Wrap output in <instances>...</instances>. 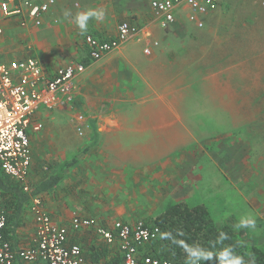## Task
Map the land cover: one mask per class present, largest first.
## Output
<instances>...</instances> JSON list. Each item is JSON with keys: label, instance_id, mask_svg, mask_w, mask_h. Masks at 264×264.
<instances>
[{"label": "rangeland", "instance_id": "rangeland-1", "mask_svg": "<svg viewBox=\"0 0 264 264\" xmlns=\"http://www.w3.org/2000/svg\"><path fill=\"white\" fill-rule=\"evenodd\" d=\"M206 16L203 28L189 19L190 25L180 24L170 41L168 67L161 76L168 82L162 90L169 85L172 91L163 95L154 115H138L136 126L144 136L140 146L101 147L98 139L91 141L93 131L77 137L71 121L78 111L75 101V110L64 109L59 119L67 138H54V146L38 139L33 143L34 170L38 178L49 176L68 166L79 150L93 146L87 164L108 169L94 197L125 209L128 218L116 221L154 225L171 203L204 205L217 223L245 231L250 252L264 248V0H221L216 14ZM24 23L20 19L17 25L25 28ZM17 25L10 27L11 35L4 27L9 42L18 39ZM165 30L171 32L172 26ZM18 45L7 46L1 56L38 59L28 39L20 38ZM38 123L43 130V121ZM74 170H68L67 189L78 184ZM27 184L31 188L34 182ZM245 215L256 219L255 229L235 228Z\"/></svg>", "mask_w": 264, "mask_h": 264}, {"label": "crops", "instance_id": "crops-1", "mask_svg": "<svg viewBox=\"0 0 264 264\" xmlns=\"http://www.w3.org/2000/svg\"><path fill=\"white\" fill-rule=\"evenodd\" d=\"M33 1L42 3L45 0ZM89 8L106 9V19L104 22L91 20L88 31L81 34L74 23L69 22L72 18L65 17L64 13L70 10L74 16L78 11ZM184 9L177 14V23L174 24L175 21L174 25H171L172 31L167 32L155 18L148 0H56L51 11L42 16V26L29 22L25 28H19L17 24L20 17L6 19L0 17V24L3 28L6 27L10 35L13 32L10 27L17 25L14 31H17L18 36L13 43L9 42L5 33L2 34L0 51L5 50L7 46L12 47L14 44L17 46L19 39L25 38L30 41L33 50L39 54L33 56L39 59L47 72H54L72 60L83 63L85 71L75 78L76 108L85 114L90 124L91 131L87 130V134L93 131L91 141L94 138L98 139L101 147L108 144L130 149L140 146L141 140L144 139L142 130L136 126L138 115L141 112L154 115L163 95L170 94L172 91L169 85H164L162 90L163 84L168 82L164 83L161 75L165 67H168L166 60L171 54L169 43L180 31L178 26L190 25L187 18L189 8L185 6ZM211 13L216 14V10ZM207 17L209 16H205V19ZM125 21L137 26L140 30L139 34L103 59L92 60L88 54L85 36L90 34L101 39H113L118 34L119 25ZM187 30L188 28H185V32ZM154 42H158L159 45L153 46ZM146 47H151V54L144 53ZM66 113L61 108L48 110L41 107L37 110L34 121H43L44 129L40 132L32 130L29 132L32 153L33 143L37 139L47 143L48 146H54L50 144L54 138H57L58 142L67 138L63 132V126L59 124V119ZM76 136L80 137L77 133ZM91 141L88 142L89 145L92 144ZM89 147L79 150L78 155L75 156L80 155L76 163L67 164L68 166L65 164L49 175H60L61 181L56 188L40 194L39 198L45 201L43 210L59 225L70 227L71 220L76 214L93 218L98 225L112 229L116 220L128 217L123 207H114L112 202L106 201V197L101 201L94 197L101 191L96 184L98 180L108 178V169L105 167L106 164L102 163L87 164L91 163L94 150L91 151L93 146ZM134 159L138 160L137 152L134 154ZM69 169H75L73 176L78 180L77 186L73 189L66 187L69 184L67 182ZM49 176L38 178L32 156L28 180L34 182L33 186ZM89 182L92 184L91 190L88 187ZM113 192L111 190V194ZM32 209L29 203L17 223L13 220V223H8L5 237L16 250L35 246L37 221ZM100 237L95 227L78 231L70 229L69 242L82 247L86 264H122L123 258L118 242L108 244ZM155 249L153 246L151 252ZM16 264L46 263L24 262L17 258Z\"/></svg>", "mask_w": 264, "mask_h": 264}, {"label": "built area", "instance_id": "built-area-1", "mask_svg": "<svg viewBox=\"0 0 264 264\" xmlns=\"http://www.w3.org/2000/svg\"><path fill=\"white\" fill-rule=\"evenodd\" d=\"M155 18L162 28L170 27L185 6L189 8L188 19L198 28L204 27L200 16L214 12L221 0H148ZM56 0L42 3L33 0H0V17H20L24 24L31 22L42 26V16L50 12ZM57 22V21H55ZM139 28L127 23L118 27L115 38L107 40L86 35L88 54L92 60H101L111 52L139 34ZM4 28L0 25V36ZM154 42L153 46H158ZM151 54V47L144 48ZM85 71V65L71 62L54 72L45 71L38 59H5L0 54V169L23 184L30 191L27 181L32 162L29 131H41L43 125L35 122L37 110H75V78ZM71 121L80 137L87 135L89 124L85 114L74 111ZM33 209L37 221L35 246L16 250L5 237L8 227V211L0 204V264H16L17 258L24 262L43 261L46 264H86L85 255L79 244L69 242L70 229L74 231L95 227L96 232L108 243L118 242L122 253V264H173L172 260L161 259L153 254L141 256L139 246L155 242L160 237V228L139 220L133 224L116 221L113 228L97 224L93 218L74 215L71 226L55 223L43 210L39 197H33ZM92 264V263H89Z\"/></svg>", "mask_w": 264, "mask_h": 264}, {"label": "trees", "instance_id": "trees-1", "mask_svg": "<svg viewBox=\"0 0 264 264\" xmlns=\"http://www.w3.org/2000/svg\"><path fill=\"white\" fill-rule=\"evenodd\" d=\"M79 157L80 155L73 158L68 164L73 165ZM61 178L60 175L49 176L33 186L30 191H25L18 181L0 169V203L9 211L8 223H17L25 213L30 199L56 188ZM154 222V225L160 228V237L155 242L139 246L141 256L153 254L161 259L172 260L173 264H218L215 259L192 257L183 247L187 243L192 248L209 249L214 253L231 246L237 254L245 258L246 264L253 259L255 264H264V248H253L248 252L245 231L235 230L226 223H217L204 205L189 206L182 201L171 203L156 216ZM221 232L227 233L228 239L220 241L218 238ZM162 233H170L168 239H161ZM173 240L177 242L174 243ZM156 245L162 248L151 252L152 247Z\"/></svg>", "mask_w": 264, "mask_h": 264}, {"label": "clouds", "instance_id": "clouds-1", "mask_svg": "<svg viewBox=\"0 0 264 264\" xmlns=\"http://www.w3.org/2000/svg\"><path fill=\"white\" fill-rule=\"evenodd\" d=\"M106 9L96 8V9H86L83 11H78L74 16L70 10H66L64 13L65 17H71L70 23L78 28L81 34H85L89 28V22L95 20L97 22H104L106 19ZM236 229H255L256 228V219L252 215L241 216L238 223L235 225ZM170 233H162L161 239H168ZM220 241L228 239L227 233L221 232L218 238ZM173 242H177L173 240ZM184 249L190 252L192 257L198 259H215L218 261V264H246L245 258L237 254L231 246L222 248L217 252H213L209 249L201 248H192L191 245L185 243L183 245ZM248 264H255L254 259L249 261Z\"/></svg>", "mask_w": 264, "mask_h": 264}]
</instances>
